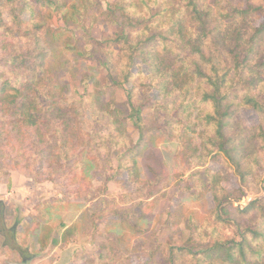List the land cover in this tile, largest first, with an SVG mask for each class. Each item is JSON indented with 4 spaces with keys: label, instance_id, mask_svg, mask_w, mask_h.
<instances>
[{
    "label": "trees",
    "instance_id": "trees-1",
    "mask_svg": "<svg viewBox=\"0 0 264 264\" xmlns=\"http://www.w3.org/2000/svg\"><path fill=\"white\" fill-rule=\"evenodd\" d=\"M9 1L23 9L32 5L47 9L51 18L61 15L65 20L69 14L60 0ZM70 9L75 13L74 23L84 28L86 2L74 3ZM260 12L263 8L254 6L251 0H119L110 5L109 21L120 31L107 43L119 47L122 64L121 75L112 82L119 88L133 84L124 109L106 102L102 90L70 104L60 69L53 66L52 43L62 41V48L76 60L95 61L94 41L88 38V32L79 35L65 29L53 31L45 23H35L33 31L25 30L30 36L29 46L17 49L11 41L5 43L11 49L0 64V129H33L36 143L31 146H36V150L40 147L44 171L58 172L63 164L52 161L55 148L79 150L82 146V154L94 151L93 139L98 133H84L79 119L83 104L92 100L93 117L97 122L101 118L107 120L114 132L108 139L118 142L116 146H123L130 123L139 133V144L117 154L127 165L129 180L137 186L139 198L152 200L159 183L166 178L165 172L155 170L160 168L155 162L160 158L154 148L157 140L176 143L179 159L198 169L191 176L193 186L199 188L191 194L193 201L205 200L209 192L213 196L215 206L206 214L183 209L170 216V225L185 222L191 232V245L159 246L161 264H264V194L245 209L236 206L247 193L257 195L260 186H264V23L256 26L254 20ZM17 27L7 25L0 14V31L6 30L8 36ZM137 66L140 67L136 72ZM142 66L150 71L163 101L151 104L146 97L144 102L135 103L133 82L142 78ZM237 88H244L243 97L233 92ZM173 95V103L166 104ZM148 106L152 124L144 117ZM243 109L258 113V127L242 124ZM101 140L107 141L106 137ZM139 156H147L145 179L140 175ZM209 159L221 164L222 169L206 168ZM78 163L79 159L71 161L72 167ZM89 166L85 180L96 176L93 166ZM229 176L239 179L237 190L222 186ZM193 186L187 189L194 190ZM116 210L121 215L122 211ZM147 218L136 215L135 224L131 225L120 217L116 224L123 229L129 226L132 235H142L147 231L141 223ZM89 219L87 209L78 223L71 227L62 225L63 232L56 234L40 215L28 235L32 243L36 240L40 251L57 249L81 234ZM232 227L240 241L228 237ZM196 238L202 249L195 248L199 246ZM128 239L123 234L110 244L121 252L129 249Z\"/></svg>",
    "mask_w": 264,
    "mask_h": 264
},
{
    "label": "rangeland",
    "instance_id": "rangeland-1",
    "mask_svg": "<svg viewBox=\"0 0 264 264\" xmlns=\"http://www.w3.org/2000/svg\"><path fill=\"white\" fill-rule=\"evenodd\" d=\"M60 1L66 4V9L69 11L65 20L61 15H53L51 18L49 10L39 6H26V9H23L11 4L9 0H0V14L5 23L13 28L18 26L12 35L7 36L4 29L0 31V64L11 49L5 44L6 41L14 43L17 49L29 46L30 36L25 34V30L33 31L35 23H45L46 28L53 31L65 29L69 33L75 32L79 35L88 32V38L94 41L92 45L97 51L95 61L76 60L71 53L62 48V41L52 43L53 66L60 69L62 81L67 87L69 103L80 102L83 97L88 98L92 95L95 90H102L106 102L117 103L124 109V105L128 102V91L132 89L133 84H125L121 88L113 84V79L117 80L122 73V64L119 59V47L107 43L120 31L108 17L110 5L118 3L119 0ZM84 2L87 5L88 16L83 28L74 23L75 13L70 6L74 3L83 5ZM251 3L263 8V12L254 18L255 25L259 26L264 23V0H251ZM139 67H136V72ZM142 68V78L137 77L133 82L136 89L135 103L138 105L144 102L146 97L152 102L151 104L163 101L164 97L156 90L150 71L147 67L142 66ZM233 92L240 97L245 95L244 88H237ZM174 98L175 95L165 103H173ZM261 101L264 102V96H261ZM91 105L93 104L90 99L83 104L79 119L84 133L92 136L96 135L95 132L98 133V137L93 139L94 151L82 154V146L79 150L65 149L64 146L55 148L53 152L56 157L52 161L60 160L63 164L58 172L44 171V164L41 163L39 154L40 147L36 150V146H31L32 143H36L33 129L18 126L8 127L6 130L0 129L2 155L0 157V225L5 226V233L13 239L14 234L11 230L14 221L18 219L23 222L25 218L35 220L43 215L53 231L61 234L64 230L61 228L62 225L65 227L75 225L89 209L90 219L81 234L57 249L48 248L40 251L39 245L36 246V257L45 259L39 264H161L159 246L191 245L189 243L191 232L186 228L185 222L170 225V216L178 214L183 209L189 213L206 214L215 206L213 196L209 192L206 193L205 200L194 202L191 194H196L199 188L195 184L193 186L191 176L198 169L179 159L176 143L157 140L154 148L160 152V155L158 154L160 158L155 162L160 168L155 170L165 172L166 178L159 183L152 200L146 202L139 198L137 186L129 180L127 165L122 162L121 157L117 158V154L122 153L125 147L132 149L140 143L139 133L130 123L129 135L123 141V146H116L118 142L112 143V139H108L114 135V132L107 125V120L101 118V121L97 122L93 117ZM170 107L172 108V105ZM144 117L152 124V112L149 106L144 109ZM241 122L247 128H255L260 125L261 117L252 109H243ZM103 137H106V143L101 140ZM195 143L199 144L200 141L195 138ZM103 144L105 146L99 150V146ZM146 153L149 154L148 151ZM77 159L79 163L72 167L71 161ZM137 161L141 178H147L145 169L148 164L147 156H139ZM89 165L93 166L96 176L85 180L84 177L89 176L87 171L91 169ZM206 168L218 171L222 169V165L209 159ZM192 186L194 190L187 189ZM222 186L229 191L237 190L240 187L239 179L229 176ZM260 187L259 194L247 193L242 202L236 206L245 209L252 201L261 198L264 194V186ZM106 202L109 205H106ZM79 205L82 207L77 208ZM116 209L122 211L121 215L116 214ZM136 215L149 216L141 223L144 231H147L142 235H132L129 226L123 229L116 224L121 217L126 218L133 225ZM123 234L128 235L130 247L120 252L119 248L110 244V241ZM228 237L240 241L235 227H232ZM195 244L199 245L195 247L196 249L203 248L198 238Z\"/></svg>",
    "mask_w": 264,
    "mask_h": 264
},
{
    "label": "crops",
    "instance_id": "crops-1",
    "mask_svg": "<svg viewBox=\"0 0 264 264\" xmlns=\"http://www.w3.org/2000/svg\"><path fill=\"white\" fill-rule=\"evenodd\" d=\"M34 221L33 218L14 221L13 239L5 233V226L0 225V264H39L45 261L36 257V240L32 243L28 235Z\"/></svg>",
    "mask_w": 264,
    "mask_h": 264
}]
</instances>
